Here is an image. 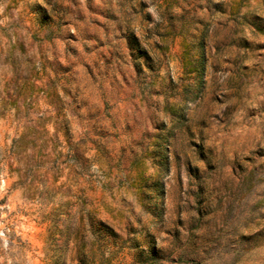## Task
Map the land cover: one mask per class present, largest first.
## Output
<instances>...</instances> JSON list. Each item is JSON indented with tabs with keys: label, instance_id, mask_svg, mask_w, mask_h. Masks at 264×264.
I'll list each match as a JSON object with an SVG mask.
<instances>
[{
	"label": "rangeland",
	"instance_id": "1",
	"mask_svg": "<svg viewBox=\"0 0 264 264\" xmlns=\"http://www.w3.org/2000/svg\"><path fill=\"white\" fill-rule=\"evenodd\" d=\"M0 264H264V0H0Z\"/></svg>",
	"mask_w": 264,
	"mask_h": 264
}]
</instances>
